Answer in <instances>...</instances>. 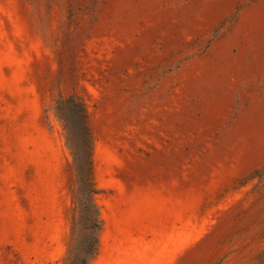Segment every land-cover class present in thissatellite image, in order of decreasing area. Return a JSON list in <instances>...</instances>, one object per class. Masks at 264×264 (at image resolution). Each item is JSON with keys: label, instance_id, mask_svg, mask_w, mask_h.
<instances>
[{"label": "rangeland", "instance_id": "rangeland-1", "mask_svg": "<svg viewBox=\"0 0 264 264\" xmlns=\"http://www.w3.org/2000/svg\"><path fill=\"white\" fill-rule=\"evenodd\" d=\"M0 264H264V0H0Z\"/></svg>", "mask_w": 264, "mask_h": 264}, {"label": "trees", "instance_id": "trees-1", "mask_svg": "<svg viewBox=\"0 0 264 264\" xmlns=\"http://www.w3.org/2000/svg\"><path fill=\"white\" fill-rule=\"evenodd\" d=\"M81 113V114H80ZM76 117L79 119V126H81V139L79 147H75L78 150V157H80V161H82L80 166V171L84 172L85 176L87 177V184L85 185V192L91 197L92 199L98 194V191L95 187L93 177H92V161H91V141H90V130L87 121V114L84 110V105L79 104L77 106V111H75ZM74 134H77L74 132ZM98 220L101 224L100 219V212L97 211ZM99 231H101V225L99 226ZM98 254V246L95 250L94 257Z\"/></svg>", "mask_w": 264, "mask_h": 264}, {"label": "crops", "instance_id": "crops-1", "mask_svg": "<svg viewBox=\"0 0 264 264\" xmlns=\"http://www.w3.org/2000/svg\"><path fill=\"white\" fill-rule=\"evenodd\" d=\"M98 255H99V253H98ZM98 255H97V256H98Z\"/></svg>", "mask_w": 264, "mask_h": 264}]
</instances>
